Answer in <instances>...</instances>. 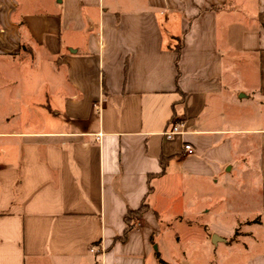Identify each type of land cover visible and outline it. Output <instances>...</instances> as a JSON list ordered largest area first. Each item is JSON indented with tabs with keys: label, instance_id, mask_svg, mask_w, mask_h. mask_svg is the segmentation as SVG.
<instances>
[{
	"label": "crops",
	"instance_id": "crops-1",
	"mask_svg": "<svg viewBox=\"0 0 264 264\" xmlns=\"http://www.w3.org/2000/svg\"><path fill=\"white\" fill-rule=\"evenodd\" d=\"M0 264H264V0H0Z\"/></svg>",
	"mask_w": 264,
	"mask_h": 264
},
{
	"label": "rangeland",
	"instance_id": "rangeland-1",
	"mask_svg": "<svg viewBox=\"0 0 264 264\" xmlns=\"http://www.w3.org/2000/svg\"><path fill=\"white\" fill-rule=\"evenodd\" d=\"M236 181V180H235ZM232 182L229 184V188L226 189V188H214L213 191L216 193L215 196H220V193L222 192V195L223 196H227V197H230L231 194L235 193V190L234 188L236 187V185H238L237 189H239L240 186H245V183H241L239 180L236 182ZM250 185V189L249 191H251V184ZM233 188V190L231 189V187ZM241 187V188H242ZM236 189V188H235ZM176 190V189H175ZM179 190L182 192V194H177L173 199H172V204L174 205V207L178 208V209H186V210H189V211H195L197 207L200 206V202L198 201V204H194L193 206H189L188 205V193L191 192V190L188 188L187 184L183 181H180L179 182ZM180 192V193H181ZM175 193H177V191H175ZM187 197V198H186ZM185 198V199H184ZM216 210H219L220 209V205H215V208ZM180 227L179 229V235L181 236V246H183V248H186L190 245L189 241L193 240V247L195 246L196 249H198V243H197V246H196V240L201 238V232L199 231H195V230H192V231H189V230H185L184 228ZM212 240V239H211ZM193 247H190V248H193Z\"/></svg>",
	"mask_w": 264,
	"mask_h": 264
},
{
	"label": "built area",
	"instance_id": "built-area-1",
	"mask_svg": "<svg viewBox=\"0 0 264 264\" xmlns=\"http://www.w3.org/2000/svg\"><path fill=\"white\" fill-rule=\"evenodd\" d=\"M183 124L179 121H172L169 125V127L163 132V135L167 139H172L178 134H183ZM183 150L187 154H191L194 152V149L191 144L185 143L183 146ZM96 250V246H91L90 251L94 252Z\"/></svg>",
	"mask_w": 264,
	"mask_h": 264
},
{
	"label": "trees",
	"instance_id": "trees-1",
	"mask_svg": "<svg viewBox=\"0 0 264 264\" xmlns=\"http://www.w3.org/2000/svg\"><path fill=\"white\" fill-rule=\"evenodd\" d=\"M179 52H180V47H177V53L179 55ZM164 168H162V171H163ZM151 175H149V179H150ZM150 189V187H149ZM146 205L145 204H141V206L136 209V210H129L125 216H124V221L126 223V228L123 232V237L121 239H124L128 233V231L133 228L137 222H138V219L139 217L142 215V213L145 211L146 209Z\"/></svg>",
	"mask_w": 264,
	"mask_h": 264
},
{
	"label": "water",
	"instance_id": "water-1",
	"mask_svg": "<svg viewBox=\"0 0 264 264\" xmlns=\"http://www.w3.org/2000/svg\"><path fill=\"white\" fill-rule=\"evenodd\" d=\"M215 239H217V236L216 235H213L212 241L215 242Z\"/></svg>",
	"mask_w": 264,
	"mask_h": 264
}]
</instances>
